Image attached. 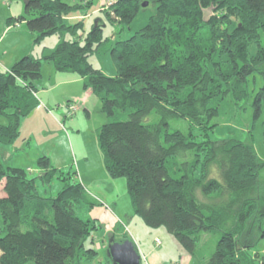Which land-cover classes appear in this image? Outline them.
Instances as JSON below:
<instances>
[{
  "label": "trees",
  "instance_id": "trees-1",
  "mask_svg": "<svg viewBox=\"0 0 264 264\" xmlns=\"http://www.w3.org/2000/svg\"><path fill=\"white\" fill-rule=\"evenodd\" d=\"M82 1L26 0L18 19L35 43L62 36L43 58L81 79L112 120L98 129V146L107 173L125 178L134 215L149 228L164 227L191 255L202 234L219 232L207 264H257L258 255L238 248L237 237L256 212L264 218L263 163L251 144L237 138L197 141L191 127L205 137L213 132L221 104L246 98L254 74L262 78L252 102L258 118L264 104V0H102L100 11L120 33L152 9L144 27L114 38L113 76L89 63L108 38L101 19L84 31L90 3ZM40 67V59L27 55L0 71V145L14 144L22 119L39 105L34 81ZM68 106L71 115L76 108ZM180 119L190 125L185 133L170 130V121ZM37 165L42 171L29 177L0 161V264L92 261L97 253L85 242L97 225L75 210L86 203L91 211L93 202L47 157ZM54 176L62 182L60 191L39 195L37 183L46 185Z\"/></svg>",
  "mask_w": 264,
  "mask_h": 264
},
{
  "label": "rangeland",
  "instance_id": "rangeland-1",
  "mask_svg": "<svg viewBox=\"0 0 264 264\" xmlns=\"http://www.w3.org/2000/svg\"><path fill=\"white\" fill-rule=\"evenodd\" d=\"M80 1L63 0L69 5ZM88 1L90 7L86 12L89 13V17L85 20L84 31L87 32L96 19H101L105 25L103 38H108L102 46L101 53L92 55L89 63L105 75L113 76L116 69L109 49L114 43V38L126 39L144 27L152 9L150 7L137 16L129 29L125 28L120 33V26L111 24L100 11L102 0L82 2ZM25 4L26 0H0V37L5 35L0 46V58H3L2 63H4V66H0V71H6L7 68L4 67L7 65L10 67L23 56L40 59V78L34 81V86L38 90L36 96L39 105L22 119L19 136L14 144L0 145V161L5 166L25 169L29 177H37L42 171H39L37 162L44 156L49 159L53 167L63 174L68 173L72 180L82 185L87 198L93 202V212L90 211L88 204L82 203L80 208L76 206V215L83 220L89 219L97 225L94 233L85 242V247L95 249L97 255L92 261L83 260L82 264H114L108 257V245L120 239L132 242L143 264H147L146 258L152 253L163 261L162 264H207L215 250L219 232L202 234L194 254L191 255L164 227L149 228L134 215L125 178L111 177L107 173L103 154L98 146V129L112 120L107 119L101 111L98 98L83 90L80 82L66 81L56 86L61 80H68L66 73L56 71L52 62L43 57L54 51L62 36L47 35L39 43H35V36L26 27V22L18 19L24 15ZM247 82L246 98L239 102L226 99L221 104L220 116L213 120L218 124L213 132L207 130L205 137L196 127H191V131L197 141L208 138L210 140L237 138L251 144L263 163L259 178L264 181V104L261 106L258 118L253 117L252 106L254 94L262 85V78L254 74ZM68 104L76 108L71 115L68 113L70 107ZM1 121L4 119L0 118ZM189 127L186 120L170 121V130L178 129L185 133ZM2 182L4 183V180L0 184ZM61 187L62 182L57 176L46 185L37 183L39 195L46 198L55 196ZM197 194L201 202L208 203L200 193ZM99 208L118 218L114 220L115 226L111 230L100 218ZM259 218L260 214L256 212L250 220L251 224L246 225L245 231L237 237L238 248H246L252 255H258L257 264L264 261V237H261L264 231V218Z\"/></svg>",
  "mask_w": 264,
  "mask_h": 264
},
{
  "label": "water",
  "instance_id": "water-1",
  "mask_svg": "<svg viewBox=\"0 0 264 264\" xmlns=\"http://www.w3.org/2000/svg\"><path fill=\"white\" fill-rule=\"evenodd\" d=\"M144 2L142 6H146ZM108 255L114 264H140L141 256L131 241L116 240L108 245Z\"/></svg>",
  "mask_w": 264,
  "mask_h": 264
},
{
  "label": "crops",
  "instance_id": "crops-1",
  "mask_svg": "<svg viewBox=\"0 0 264 264\" xmlns=\"http://www.w3.org/2000/svg\"><path fill=\"white\" fill-rule=\"evenodd\" d=\"M6 31V30H5ZM4 31V32H5ZM7 35V34H6ZM5 35H2L1 37H0V46H1V43H2V39H3V37H4ZM26 54V53H25ZM24 54V55H25ZM3 59V58H2ZM2 59L0 58V66H4V63H2L3 61H2ZM4 68H7V69H5L6 71L9 69V65H7V67H4ZM66 77L68 78V80H61L60 81V83H56V86L58 85V84H61V83H65L66 81H70V82H74V83H78V82H80L81 84H82V81H81V79H78L76 76H74L73 74H71V73H66ZM88 93H91L90 91H88ZM88 98H90V96H88ZM3 182H2V184H0V197H2L3 195H4V193H3ZM91 212H93V210L91 211ZM90 212V213H91ZM98 214H99V216H100V218H102L103 219V221H104V223H105V225H106V227L108 228V229H110L111 230V228H114L113 226H115L114 224H115V222H114V220L117 218V217H113L112 215H110V213L109 212H107V211H105V210H102L101 208H99V211H98ZM109 216V217H108ZM118 219V218H117ZM108 229H106V230H108ZM110 231H108V233H109ZM146 263L147 264H162L163 263V261L161 260V259H159L156 255H154V253H152V255H149V257L148 258H146Z\"/></svg>",
  "mask_w": 264,
  "mask_h": 264
}]
</instances>
